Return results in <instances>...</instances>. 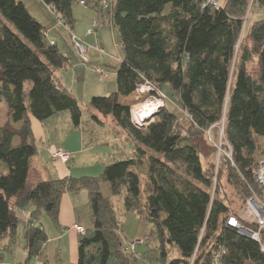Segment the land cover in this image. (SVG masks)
Wrapping results in <instances>:
<instances>
[{"label":"trees","instance_id":"obj_1","mask_svg":"<svg viewBox=\"0 0 264 264\" xmlns=\"http://www.w3.org/2000/svg\"><path fill=\"white\" fill-rule=\"evenodd\" d=\"M41 1L70 30L77 2L102 16V0ZM250 2L264 9V0H223L218 7L208 0H109L105 24L118 28L123 54L117 90L92 96L90 117L98 124L114 122L130 135L134 150L106 164L100 176L44 179L33 163L39 148L30 116L45 127L67 116L61 126L68 130L87 131L85 124L91 122L84 120L78 100L57 75L70 58L48 39L45 25L23 1L0 0V101L7 104L9 116L0 127L1 262L22 235L28 253L24 264L33 259L50 264L41 258L48 241L41 215L57 221L63 195L86 189L92 225L80 232L78 260L71 264H264L259 243L227 224L242 212L250 187L258 188L252 169L264 158V16L251 24L250 43L240 47L231 74ZM253 60L256 70L247 66ZM145 82L165 90L181 113L166 103L146 125H135L131 105L120 97L132 95ZM221 121L224 151H231L232 158L221 153L217 163L218 148L211 159L193 133L209 131L215 139ZM225 171L233 195L227 199L239 202L234 208L226 202ZM102 180L113 197L123 195L125 212L149 223L142 240L123 243L118 209L103 195ZM138 245L144 246L141 252Z\"/></svg>","mask_w":264,"mask_h":264},{"label":"rangeland","instance_id":"obj_2","mask_svg":"<svg viewBox=\"0 0 264 264\" xmlns=\"http://www.w3.org/2000/svg\"><path fill=\"white\" fill-rule=\"evenodd\" d=\"M21 1L24 2L26 8L36 19H38L41 23H43V25H45L48 29H50L51 26L49 21H52L53 23V19L55 18L50 7H48L41 0H21ZM222 1L223 0H220V4ZM169 9H170V5H167L166 11ZM74 16L76 18L74 32H76V34L78 35H84L86 28L88 27V25H90L92 19L96 18V20H100V18H97L98 16L95 8H93L90 5H82L79 2H77L74 5ZM263 16H264V9H261L260 7H256L252 2H250L246 16L244 18V25L242 31L243 33L241 32L239 41L237 43L236 57L232 64L231 74H233L234 67L240 56V50H239L241 49L240 47H243V45L246 43H250L248 39V30L251 24L255 20L261 19ZM104 25L105 26H103V28L100 29L99 31V38H101L104 41L105 49L109 54V58L104 59L105 68L107 69V72H109L110 75V77L107 79L106 82L104 83L100 82L98 80V76L88 67L85 68L84 66H76V68L73 69L72 64H69L65 69L59 72L57 71L58 76L60 72L62 73L65 72L67 82L66 81L65 83L63 82L64 86L67 87L68 90H72V92L75 94V97L78 99L79 105L83 111L84 120L85 121L88 120L91 123H93L91 124L87 122L85 124L86 127L88 128V130L85 131V141L84 140L81 141V135H84V131L80 129L68 130L66 126L64 127L60 126L64 120L66 121L68 120L67 116L63 121L61 122L59 121L56 123V125H53L55 126L54 130L48 129V132L50 133L49 137L51 139L47 140L48 141L47 145H49L52 148L54 147V149L60 147L65 152H68L67 151L68 148L71 149L74 148L77 151L74 154L71 153L74 156L70 157L69 162H64V163H68L67 167L72 170L73 172L72 176L74 177H81L86 175L100 176L106 164H109L114 160H122L123 158L128 157L130 155L129 154L130 149L131 148L133 149L134 147V143L132 144V141L129 139L130 135L127 133L128 136H126L124 131L121 128L117 127L114 122L110 121V119H107L106 123L104 124H98L95 121L92 122L90 117V114L93 110V108L90 105L91 97L94 94L108 95L117 90L116 70L118 68L117 66L119 64V58L122 57L123 54L121 44L119 41L118 28L116 26L111 27L106 24ZM50 36L55 38L58 47L63 52V54H65L66 56H68L67 53L69 55L72 54L70 47L64 40V37L61 36V34L57 33V31H54L51 33ZM87 40L90 43H94L93 37H88ZM247 66L251 70H256L257 61L256 60L250 61L247 63ZM78 75L80 76L79 78L81 80L77 78ZM25 87L30 88L31 82L27 81ZM164 91L154 90L153 96L148 94H143V96L138 99H136L137 93H133L132 100H130L128 103L131 105V109H134L137 106L141 105V103H144L148 98V96H151L149 97L150 99H152L155 96L162 99L163 106L166 103H168L169 107L174 112L180 114L181 113L180 110L177 109L170 102V99L168 98V93ZM157 112L158 111L156 110L151 115H145L146 119L144 120L145 122H143L144 124L143 123L142 124L146 125L148 123V120H152ZM131 115H132V111H131ZM8 119L9 116H8L7 104L4 101H0V127L5 122H7ZM180 119H181V123L183 124V127L187 130L189 128L190 130V123L188 122V119L185 118L184 116H181ZM223 126H224V121H221L216 124L215 127L217 128L219 135L215 139H214V134L209 131H207L205 135H202L199 132L193 133L195 140L199 141V143L201 144L203 152L206 155H210L211 159L213 157L211 155L212 151L214 150V148H218L217 163L220 162L221 153H225L223 145L227 144L226 140L224 139ZM116 137L121 138V140L124 139V141L128 143L126 144V147L123 146L120 140L115 141ZM262 141H264V138H262ZM37 143L39 146L40 154L37 156L36 160L37 162H39L41 159L40 157H42V155L45 153L47 146H44V143L46 142L42 141L41 139ZM220 147L222 151H219ZM219 152L221 153L219 154ZM50 167L52 171L53 170L52 163L50 164ZM47 174L48 173L45 172L44 177H48ZM49 176H52V174H49ZM142 179H144V175H142ZM222 179L224 182L223 188L229 192L226 194V202L231 207L234 208L239 204V202L238 200H236L235 202L238 203L232 204L231 201H228L229 199L228 197H231L233 195L231 191L232 190L231 186L226 183V171L223 173ZM101 191L104 196L110 197L113 200L114 204L116 205V208L118 209L117 215H118V220L120 221L119 232L122 237L123 243L126 245H130L132 242L142 240V238L150 230L149 223L145 219L139 217L133 212H125L123 208L124 207L123 195L113 197L110 192L109 183L107 181L104 180L101 181ZM79 193L81 194H76L78 195V197L76 198V204L78 206V211L80 213L79 214L80 220L81 222H83V224H86L87 226H91L92 218L89 210L90 208L88 205V191L86 189H83L82 192ZM24 216L25 217L28 216L29 218L31 217V215H24ZM41 220L45 226V229L50 239V241L48 242V246L45 249V253L51 257L53 263L54 261L56 262L55 255L58 254L65 259L64 261L67 264H70L72 260L71 255H73L72 235L68 234L63 238L58 239L57 230L60 229V227L58 226L59 224L56 222H55L56 224H54L51 220L47 218L45 213H43V215L41 216ZM4 244H5L4 240L0 241V245L2 246L0 250H4L5 248ZM143 248H144L143 245H138L136 250L138 252H141ZM10 249L12 251L6 250L5 260H3L2 262L0 260V264H20V263L24 264L26 262L28 253L25 249V239L22 235H19L16 244L11 245ZM173 252L174 251H171L170 249V253L172 254ZM35 262L36 260L33 259L30 261V264H35ZM139 264H146V263L140 260Z\"/></svg>","mask_w":264,"mask_h":264},{"label":"crops","instance_id":"obj_3","mask_svg":"<svg viewBox=\"0 0 264 264\" xmlns=\"http://www.w3.org/2000/svg\"><path fill=\"white\" fill-rule=\"evenodd\" d=\"M80 4L85 5L82 2ZM96 12H97V16H98L97 18L101 19L100 13H99V11L97 9H96ZM94 20H96V18L92 19L90 25H88V27L86 28V31H85L84 35L76 34V32H74V28H73V30L68 29L63 23L58 22L56 20V18L53 19V23H52V21H49L50 26H51L50 29H48L46 26L45 27H46V31H47L46 32L47 33V37H48V39L50 41L56 42L55 38L50 36L51 33L54 32V31H57V33L61 34V36L64 37V40L66 41V43L68 44V46L70 47L71 52H72V54H70V55L67 53V55H68L67 57L70 58V64H72L73 69L76 68V66H84L85 68L88 67L91 71H93L98 76V80L100 82L104 83L110 77L109 72H107V69L105 68V63H104V59H106V58L108 59L109 58V54L107 53V51L105 49L104 41L101 38H99V31H100V29L103 28V26H105L104 25L105 23L103 25H101V27L97 28L95 31H93L91 33H88L87 30L91 26V24H92V22ZM106 25H109V24L107 23ZM74 27H75V25H74ZM72 34H76L79 37H83L85 42L87 43L88 56H89V62L88 63L83 62L81 60V58L79 57V55H78V53H77V51H76V49H75V47L73 45V42H72ZM88 37H93L94 38V43H90L87 40ZM99 48H103L105 50V52L104 53L100 52ZM121 60H122V57L119 58V63L121 62ZM96 65L102 66L106 70L107 75H106L105 78L102 79L99 76V74L96 72V70H95V66ZM116 72H117V70H116ZM57 75H58V73H57ZM79 77L80 76L78 75L77 78L79 80H81ZM59 78L61 79L62 82L65 83V81H66L65 72H63V73L60 72ZM69 92L73 96H75V94L72 92V90H69ZM96 95H99V94H94L93 96H96ZM132 95L126 96V97L122 96V97H120V101L122 103H124V104H129L128 102L130 100H132ZM30 120H31L32 129H33V132H34L35 137L37 139V142L41 139L42 141L46 142V143H44V146H47L46 150H45V153L44 154L42 153L43 155H42V157H40L41 159H40L39 162H37L36 158L40 154V151L33 159V163H34V166H35V169H36L37 173H39L44 179H50V178H53V177L63 178V177L69 176V175H73L72 170L67 167L68 163H64L61 160L51 158V154L50 153L54 149V147L52 148L49 145H47V143H48L47 140L51 139L49 137L50 133L48 132V129L54 130L55 126L45 127V126L42 125V123L38 119H36L33 116H30ZM61 127H63V126H61ZM79 129L84 131L81 128H78V129H75V130H79ZM124 133L126 134V136H128L126 131H124ZM83 140L85 141V131H84V135H81V141H83ZM118 140H120L122 142L124 147H126V144H128V143H126L124 141V139L121 140V138L116 137L115 141H118ZM38 148H39V146H38ZM133 150H134V148L130 149V151H133ZM67 151H68L67 153H70V154L71 153L74 154V153L77 152L74 148H72V149L68 148ZM72 154H71V156H74ZM51 163L53 164V170L52 171H51V167H50ZM45 172L48 173L47 174L48 177H44ZM49 174H52V176H49ZM80 192H82V190ZM76 194H81V193H79V192L78 193L66 192L63 195L62 200H61L60 212H59V216H58L57 221H53L45 213L47 218L49 220H51L54 224H56V223L59 224L58 226L60 227V229L58 227L59 230H57V232H58L57 238L58 239H61V238L65 237L68 234H71L72 237H73V240H72V253H73V255H71V257H72L71 259L72 260H71L70 264L71 263H76L77 260H78V248H79V235H80V232L75 228V225L76 224L82 225L85 228L90 227V226H87L86 224H83V222H81V220H80V217H79L80 213L78 211V206L76 204V198L78 197V195H76ZM26 218L29 219V217H27V216H26ZM41 222H42V220H41ZM42 224H43V222H42ZM43 227L45 228L44 224H43ZM49 241H50V239H49V235H48V241L46 242V244H45V246L43 248V252H42L41 258L48 260L50 262V264H67L64 261L65 259L63 257H61L60 255H58V254L55 255L56 262L54 261V263H53V261L51 260V257L45 253V249L47 248Z\"/></svg>","mask_w":264,"mask_h":264},{"label":"built area","instance_id":"obj_4","mask_svg":"<svg viewBox=\"0 0 264 264\" xmlns=\"http://www.w3.org/2000/svg\"><path fill=\"white\" fill-rule=\"evenodd\" d=\"M208 3L214 7H218L220 5V0H208ZM101 13L102 18L100 20H94L91 26L88 28L87 32L91 33L103 25L106 21V11L109 8V0H102L101 2ZM204 4L203 6H206ZM61 23H63L61 21ZM72 42L73 45L81 58V60L85 63L89 62L88 56V47L83 37H79L76 34H72ZM53 43V41H52ZM100 52L104 53L105 50L103 48H99ZM96 72L103 79L106 77L107 72L102 66H95ZM155 89L148 82L138 84L136 89V99L143 96V94L153 93ZM159 94V93H158ZM151 95V94H150ZM153 96V95H152ZM160 96V95H159ZM148 98L144 103H141V106H144V112L146 115L153 114L156 110L163 106L162 99L158 97H153L152 99ZM132 111V121L134 124L143 126V122L146 119L145 117L141 118L139 113L135 112V108L131 109ZM136 114V115H135ZM222 151L221 147L220 150ZM228 157L232 158L231 152L224 151ZM221 152H219L220 154ZM71 155L65 151H63L60 147L55 148L51 151V158L61 160L62 162H68L70 160ZM254 180L258 185V188L250 187V195L246 200L245 206L239 216H231L227 220L228 226L236 229L240 234L248 236L254 240H256L261 250L264 252V158L259 161L257 165H255L252 169ZM22 214L31 215V213L27 210H22ZM28 217V216H27ZM245 221L250 223H255V227H250L245 224ZM76 229L79 232H84L85 228L82 225H75ZM2 246L0 245V249Z\"/></svg>","mask_w":264,"mask_h":264},{"label":"bare ground","instance_id":"obj_5","mask_svg":"<svg viewBox=\"0 0 264 264\" xmlns=\"http://www.w3.org/2000/svg\"><path fill=\"white\" fill-rule=\"evenodd\" d=\"M135 109H136V113L139 112V115H140L141 118L145 117L146 112H144L145 111L144 110V106L139 105Z\"/></svg>","mask_w":264,"mask_h":264},{"label":"water","instance_id":"obj_6","mask_svg":"<svg viewBox=\"0 0 264 264\" xmlns=\"http://www.w3.org/2000/svg\"><path fill=\"white\" fill-rule=\"evenodd\" d=\"M148 119V118H147ZM144 124V123H143Z\"/></svg>","mask_w":264,"mask_h":264}]
</instances>
